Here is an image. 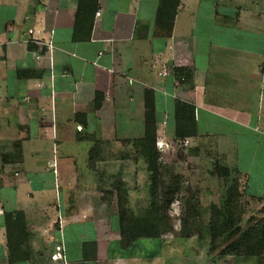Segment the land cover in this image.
Here are the masks:
<instances>
[{"label": "crops", "instance_id": "crops-1", "mask_svg": "<svg viewBox=\"0 0 264 264\" xmlns=\"http://www.w3.org/2000/svg\"><path fill=\"white\" fill-rule=\"evenodd\" d=\"M91 2L0 0V264H10L6 223L17 213L33 256L60 246L66 264L138 261L120 251L116 210L103 208L116 207L105 193L114 169L145 167L134 149L148 100L158 153H176L174 105L189 104L187 159H222L245 196L264 200V0H180L172 21L170 10L158 18L161 0H95L94 12ZM85 248L95 261H83Z\"/></svg>", "mask_w": 264, "mask_h": 264}, {"label": "rangeland", "instance_id": "rangeland-1", "mask_svg": "<svg viewBox=\"0 0 264 264\" xmlns=\"http://www.w3.org/2000/svg\"><path fill=\"white\" fill-rule=\"evenodd\" d=\"M174 148L177 154H172L169 149L158 153V162L168 167L170 169L168 173L171 175L170 179L167 177L161 184L160 191L167 186L173 188L177 185L175 201L169 207H164L162 211L165 224L161 227V236L156 240L140 239L132 245L131 249L138 260L134 264H264V248L259 246H256L257 254L254 256L240 257L222 254L224 246L222 238L214 240L210 230L212 209L217 208L224 215L228 188L233 187L231 192L236 194L229 204L230 210H233L231 218L235 223L232 227L228 226L226 234L233 232L239 236L255 227L264 229V200L245 196L236 173L232 172L227 178L220 177L217 168L224 166L222 159L214 158L209 154L201 160L187 159L180 146ZM134 150L137 155L136 146ZM122 153L117 150L111 155L116 159L126 157L136 159L135 154L131 156V154ZM244 155L240 152L236 154L240 170L247 167ZM24 157L28 160L29 154H24ZM81 161L78 158L77 164H81ZM137 171L139 174L128 169V173L123 175L120 174L121 170L114 169L116 175L112 178L113 186L114 182L116 185L123 183L129 186L132 196L131 199L128 197V208L134 215L142 219L154 218V212L151 209L154 199L152 200L151 194L147 191L149 175L145 167L139 166ZM256 179L253 188L250 187L251 193L257 192L259 188V177ZM136 186L139 187L138 190ZM103 209L117 211L116 207ZM43 244L45 245L44 242ZM24 246L29 248L30 264H53L50 252L33 256L31 247L27 243ZM113 249L119 252V247L117 246L116 249L114 246L110 248V254L114 252ZM61 263L56 262V264Z\"/></svg>", "mask_w": 264, "mask_h": 264}, {"label": "trees", "instance_id": "trees-1", "mask_svg": "<svg viewBox=\"0 0 264 264\" xmlns=\"http://www.w3.org/2000/svg\"><path fill=\"white\" fill-rule=\"evenodd\" d=\"M180 0H161L162 2V13L159 14L158 18L161 20L165 15V12L170 10L169 21H172ZM88 5V9L95 11V0L94 3L91 2ZM81 2L79 4L80 8ZM99 107L98 98L95 99V108ZM146 110L144 118V136L136 142V147L138 149L137 156L144 162L146 173L149 175V182L147 183V191L150 193L152 200L151 209L154 212V218H138L133 212L128 208L129 198H128V188L125 184L116 185L114 182L111 184V190H108L106 195L115 194V204L116 213L118 221V231L120 235L119 247L122 252H127L130 250L132 245L140 239L156 240L161 236V227L165 224V218L163 216L164 207H169L175 201V196L177 193L176 187L170 188L165 187L162 191L161 184L164 183L165 179L168 177L170 179L168 171L170 169L166 166H162L158 162L159 154L156 148V122H155V111L152 100L146 101ZM174 119L176 121V126L174 128V138L176 143L183 142L188 138L196 136V121H195V111L194 107L185 104L180 101H176L174 105ZM17 163L22 161V154H8ZM5 157V156H4ZM9 157V156H8ZM5 160V158L3 159ZM100 161L99 148L95 145L89 154V165L93 168L96 162ZM236 173L235 170L229 169L225 165L217 168V173L220 177L227 178L231 174ZM237 174V173H236ZM121 183V182H120ZM233 187L227 189L226 202L224 207V215L217 208L212 209L210 230L211 236L215 240L217 238H222L223 248L222 254L232 255V256H254L257 254L256 246L264 248V229L258 227L252 228L251 230L240 234L239 236L235 233H228V226L232 227L235 223L233 222L231 215L233 210H230L231 199H233L236 194H233ZM114 191L115 193H112ZM162 194V195H160ZM235 201V200H234ZM160 215L158 216V214ZM230 214V215H229ZM7 218H12L11 214L6 215ZM9 220V219H8ZM11 224L6 223V235L7 244L10 249L9 253V263L25 261L29 258V248L24 246L26 243L28 245V239L30 234L26 229V224L24 222V216L21 213L14 215V220ZM20 237V238H19ZM24 237V238H22ZM24 243V244H22ZM18 244V248L17 245ZM88 245H91L89 243ZM22 246V247H20ZM24 247V248H23ZM17 248V249H16ZM87 248V246H86ZM85 248V249H86ZM93 252L95 254V243H92ZM16 250V251H15ZM95 261V255H87V249L84 251L83 261L91 260Z\"/></svg>", "mask_w": 264, "mask_h": 264}, {"label": "built area", "instance_id": "built-area-1", "mask_svg": "<svg viewBox=\"0 0 264 264\" xmlns=\"http://www.w3.org/2000/svg\"><path fill=\"white\" fill-rule=\"evenodd\" d=\"M34 40H31L30 42H33ZM35 43H37L36 41H34ZM50 48H51V46H49ZM160 75L161 76H166L167 75V72L165 71V70H163L161 73H160ZM183 80V79H182ZM158 144V146H160L159 148L161 149V145H160V143H157ZM156 144V145H157ZM189 145V140L188 139H186V140H184L183 142H177L176 143V146H183V147H187ZM61 247L60 246H58L57 248H56V253L51 257V259H52V261H54V262H62L61 264H66L65 263V260H64V257L62 256V254H61Z\"/></svg>", "mask_w": 264, "mask_h": 264}]
</instances>
